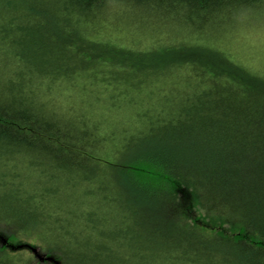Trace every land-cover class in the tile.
<instances>
[{
    "label": "trees",
    "instance_id": "1",
    "mask_svg": "<svg viewBox=\"0 0 264 264\" xmlns=\"http://www.w3.org/2000/svg\"><path fill=\"white\" fill-rule=\"evenodd\" d=\"M263 24L264 0H0V264H264V71L226 44ZM131 72L173 87L146 103ZM54 93L77 116L48 115ZM105 108L134 116L121 137Z\"/></svg>",
    "mask_w": 264,
    "mask_h": 264
},
{
    "label": "bare ground",
    "instance_id": "2",
    "mask_svg": "<svg viewBox=\"0 0 264 264\" xmlns=\"http://www.w3.org/2000/svg\"><path fill=\"white\" fill-rule=\"evenodd\" d=\"M111 8H112V10H115L116 12H118L120 10V8H121V4H119L117 6H112ZM229 12H231V11H229ZM182 17H183V15H181V16L178 15L177 17H173L174 20L177 23L173 27V30L176 29V28L182 30L183 32H186V31L190 30V26L183 25L186 22L185 21H182ZM178 19L181 20V21H177ZM83 38H84V40L87 41V44L88 43L92 44L91 36H89V35L87 36L86 35V36H83ZM190 41L195 42V44H197V45H199L201 47L205 46L204 44H207V40H205L204 38H201L200 39L199 36H195V38H192ZM224 41H225V39L222 38L221 39V42H224ZM58 54H59L58 51H57V53L54 52V57L56 58V62H57L58 56H61V53H60V55H58ZM86 57H88V55ZM81 63H83V65H81ZM81 63H80V65H78L73 60V63L71 61V63H69L66 66L64 65V66L66 68V71H68L70 75H72V76L73 75L78 76L80 80H82L83 78L91 79V81H94V82L96 81V83L97 82H100L101 80H104L106 78L108 79L110 77L111 72L113 71L110 68V66L104 67V66H106L104 64L103 65H100V64H97V63L84 64L83 61ZM116 64H117V62L113 63L114 67L117 66ZM243 64H245V63H243ZM178 74H179V72H178ZM186 74L187 73L184 72V73H182L180 75H183L184 76ZM131 75H132V72L131 73H128V75L126 77H130ZM130 80H131L130 83L138 82L141 85L142 84L145 85L144 87H142V89H144V91H145V97H146V98L144 97V99H145L146 103L151 102L154 105H158V104L160 105L161 100L166 99L164 97V94L166 92H170L171 91L170 88L173 87L172 79L169 76H167L165 78V80H162V81H159V82H155V81H150L149 82L148 81V82H146V84H144L141 80H138V78H137L136 75L133 76V77H130ZM43 85L44 84H42V82H40V81H38V82L37 81H34V83L31 84V85L29 84L28 87H31L30 88V91L33 93V96H34L35 95V92L38 94V93H40L42 91V89L44 88ZM178 85L179 84H177L176 88H178ZM114 86L117 87L115 83H114ZM120 86H122V85L119 84L118 87H120ZM60 99H61V101H63V103H65V105H59L58 104V100L60 101ZM86 100L91 101L89 98H87ZM51 101H54V103L50 107V109L48 110V113L47 114L50 115V116H57L58 115V116H60L61 121L68 120L67 119V116H69V117H72L73 116V118H74V116H77V114L79 112L74 107L75 106V103H73V114H70L69 113V109H68V105H71V102L68 100V98H66V96H62L61 95V97H60L59 94H56V93L50 94V96L49 95H47V96L44 95L43 98H41V100L39 102L41 104L46 105V104H48ZM97 113H100V115H102V112H97ZM160 115L164 116L163 113L160 114ZM104 119L107 120V121H112V122L120 123L123 126L124 125L127 126V125L131 124V122L135 118L132 115H126L123 119H118V120H113V119H110V118H108L106 116H104ZM104 123H105V126H104L103 130H104V132L106 134H109V135H111L113 137H121L122 136V134H123V128L122 127L123 126L121 127L118 124H115V123L112 124L110 122H104ZM107 125H112L113 128H111L110 130H108L107 129ZM151 136L152 135H149L147 138H151ZM133 143L135 145L143 146V140L140 137H138V136H135L134 137ZM95 147L96 148H99V149H103V146L102 145L100 146V145L96 144ZM106 148H108V147L106 146ZM116 151H118V150H116ZM128 154H129L128 151L124 152V156L123 157L125 158L126 155H128ZM13 166H16V165H13ZM18 169H19L20 173H27L28 176L31 175L32 178H35L34 177V174H33L34 172L31 171V170H28L27 169V166L25 168H23V166L20 165V168H18ZM90 173H94V175H96V174L99 173V170H91ZM118 183H120V182H118ZM19 185L21 186V183H19ZM28 249H29V247H28Z\"/></svg>",
    "mask_w": 264,
    "mask_h": 264
},
{
    "label": "rangeland",
    "instance_id": "3",
    "mask_svg": "<svg viewBox=\"0 0 264 264\" xmlns=\"http://www.w3.org/2000/svg\"><path fill=\"white\" fill-rule=\"evenodd\" d=\"M238 28H241L238 27ZM236 28V29H238ZM125 33H129V37L133 38L134 32L130 31V29H126L125 26H121L116 30L117 36H121ZM218 36H225L223 39H229V34L227 32H221L218 34ZM229 48L231 49V52L233 53V57L235 60H239L240 62L247 63L248 66L251 68H255L258 71H264V24L255 28V29H250L248 31L244 30L243 32H240L236 36V43H235V38L229 39L228 42L226 43ZM246 64V65H247ZM88 83L84 86V88H91ZM108 87V86H106ZM81 89V88H78ZM87 90H84L82 93L85 94ZM109 94V92H107ZM106 94L103 98L105 100H109V96ZM87 95V94H85ZM91 101L92 97L91 94L90 96L87 95ZM95 103L97 101H94ZM99 105L104 106V107H109L108 104H106L104 101H99L97 102ZM99 112H102L103 116H106L110 119L113 120H118V119H123L126 115H128V111L124 113V109H110V108H105L101 109ZM105 114V115H104ZM110 123H115L120 125L121 127L123 126L120 123L117 122H112V121H107ZM113 128L112 125H107V129L110 130ZM144 210L148 209L147 206L143 207ZM155 226H158L157 224Z\"/></svg>",
    "mask_w": 264,
    "mask_h": 264
},
{
    "label": "water",
    "instance_id": "4",
    "mask_svg": "<svg viewBox=\"0 0 264 264\" xmlns=\"http://www.w3.org/2000/svg\"><path fill=\"white\" fill-rule=\"evenodd\" d=\"M27 247H29V249H31L34 252V254L39 258V260L42 261L44 259L42 256H40V255L37 254V250L35 248H33L30 245H27Z\"/></svg>",
    "mask_w": 264,
    "mask_h": 264
}]
</instances>
